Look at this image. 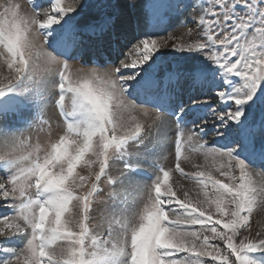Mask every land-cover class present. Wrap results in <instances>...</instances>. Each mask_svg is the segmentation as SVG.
Returning <instances> with one entry per match:
<instances>
[{"label":"snow or ice","instance_id":"snow-or-ice-1","mask_svg":"<svg viewBox=\"0 0 264 264\" xmlns=\"http://www.w3.org/2000/svg\"><path fill=\"white\" fill-rule=\"evenodd\" d=\"M120 7L0 3V264H264V0Z\"/></svg>","mask_w":264,"mask_h":264},{"label":"rangeland","instance_id":"rangeland-1","mask_svg":"<svg viewBox=\"0 0 264 264\" xmlns=\"http://www.w3.org/2000/svg\"><path fill=\"white\" fill-rule=\"evenodd\" d=\"M2 2H3V0H0V3H2ZM83 2L87 5H95V4L100 3V0H83ZM116 2H117V0H116ZM132 3H135V5H136L135 8L130 7V5ZM145 3H146V0H125V2H124V10L125 11L121 15L120 29H122L123 31H126L127 35L130 38L133 36L134 32L135 33L137 32V29L135 26V19L137 16H140L142 14ZM120 8L122 9V7H120ZM89 11H90V9L86 10L85 14L87 15ZM189 15H198V12H191V11L186 12L184 15V19H187V17ZM177 24H179V19H177L173 22V25L171 27H169L168 31L172 32L173 35L178 36V35H180L179 32L182 31V28L185 29V27L184 26L176 27ZM187 27H195V25L192 24L191 21H189L187 24ZM131 34H132V36H131ZM166 34L167 33H164V32L160 33V35H166ZM134 42H135V40L133 41V43ZM71 63L74 65V67H79L83 64V61L82 60H73ZM109 66H111V65H109ZM42 139H43V137H42ZM166 155H167V159L162 160L161 162L165 165V167H168V168L174 167V164H175L174 148L169 147ZM172 162H174V163H172ZM196 162H198V163L202 162V159L200 157H197ZM182 166L185 168L186 171H189V172L194 171L193 168L188 164H182ZM2 178L3 177L0 176V179H2ZM172 183H173L174 187L178 190V194H180L184 190H189L190 195L195 196L196 193H195V191H193V189L195 188V185H194L193 181H191L185 177H181L178 173H173ZM181 184L184 185L183 189H181L179 187ZM2 204H3V202H0V214H3L5 212V209L2 207ZM256 218L264 220V213L258 214V216Z\"/></svg>","mask_w":264,"mask_h":264},{"label":"bare ground","instance_id":"bare-ground-1","mask_svg":"<svg viewBox=\"0 0 264 264\" xmlns=\"http://www.w3.org/2000/svg\"><path fill=\"white\" fill-rule=\"evenodd\" d=\"M117 2L120 4V6L122 7V9L120 8V12H121V15L124 13V2H125V0H117ZM126 4V3H125ZM120 24H121V22H120V20L118 21V28H120ZM123 28V27H122ZM126 28V27H125ZM184 28H182V31H180L179 33L181 34L182 32H184ZM130 31V30H129ZM132 31V30H131ZM126 32V31H125ZM178 33V34H179ZM136 33L134 32L133 33V35H135ZM130 35V34H129ZM131 36H132V34H131ZM130 38V37H129ZM134 41V40H133ZM132 41V42H133ZM128 49H127V47H125V48H123V51H127ZM172 163H174V162H172ZM194 170V169H193ZM174 186V185H173ZM175 188V187H174Z\"/></svg>","mask_w":264,"mask_h":264}]
</instances>
